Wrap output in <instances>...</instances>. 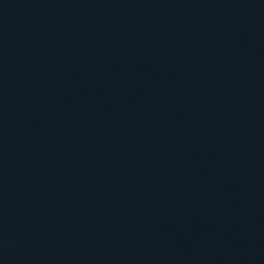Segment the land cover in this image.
Here are the masks:
<instances>
[{
  "label": "water",
  "instance_id": "water-1",
  "mask_svg": "<svg viewBox=\"0 0 264 264\" xmlns=\"http://www.w3.org/2000/svg\"><path fill=\"white\" fill-rule=\"evenodd\" d=\"M0 264H264V0H0Z\"/></svg>",
  "mask_w": 264,
  "mask_h": 264
}]
</instances>
